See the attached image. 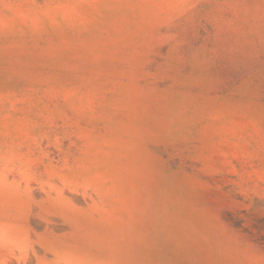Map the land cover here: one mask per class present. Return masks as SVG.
<instances>
[{
  "label": "rangeland",
  "instance_id": "rangeland-1",
  "mask_svg": "<svg viewBox=\"0 0 264 264\" xmlns=\"http://www.w3.org/2000/svg\"><path fill=\"white\" fill-rule=\"evenodd\" d=\"M0 264H264V0H0Z\"/></svg>",
  "mask_w": 264,
  "mask_h": 264
}]
</instances>
